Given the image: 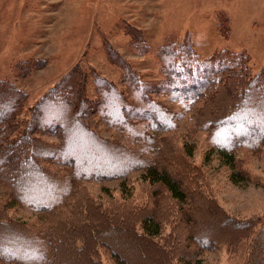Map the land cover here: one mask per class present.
Returning <instances> with one entry per match:
<instances>
[{
  "label": "trees",
  "instance_id": "obj_1",
  "mask_svg": "<svg viewBox=\"0 0 264 264\" xmlns=\"http://www.w3.org/2000/svg\"><path fill=\"white\" fill-rule=\"evenodd\" d=\"M228 24L224 15L221 28ZM123 25L131 48L154 53L158 78H146L106 37L102 48L119 70L120 85L80 61L30 106V95L17 80L46 60L19 61L12 78L0 77V187L5 191L0 264H103L101 251H110L116 264H172L157 244L160 258L155 260L152 245L161 225L154 215L142 220L139 234H131L128 217L92 209L87 183L124 182L130 172L144 170V180L162 183L179 201L191 200L193 193L169 163L156 157L147 163L143 153L152 148L159 153L167 132L189 112L200 127L216 130L215 145L233 167V178L255 181L256 174L236 155L264 148V65L254 73L245 49L203 56L189 31L168 35L154 48L142 29ZM104 130L110 135H102ZM143 143L146 148L138 152ZM200 201L205 221L213 208ZM17 207L37 212L35 223L16 217ZM93 214L98 218H89ZM223 215L220 208L217 220L223 222ZM238 219L226 231V247L236 253L247 241L244 264H264V217ZM189 242L190 258L215 249L203 229L192 231ZM131 247L151 252L139 258Z\"/></svg>",
  "mask_w": 264,
  "mask_h": 264
},
{
  "label": "rangeland",
  "instance_id": "obj_2",
  "mask_svg": "<svg viewBox=\"0 0 264 264\" xmlns=\"http://www.w3.org/2000/svg\"><path fill=\"white\" fill-rule=\"evenodd\" d=\"M224 15L229 24L223 30L220 24ZM124 23L142 29L154 48L168 35L183 36L189 31L203 56L223 48L245 49L254 73L264 65V0H0V77L12 78L13 66L19 61L46 60L30 75L17 80L29 93L30 106L80 61L120 85L119 70L108 61L102 48L106 37L146 78H158L154 53L131 48ZM191 115L189 112L179 119L178 127L167 132L159 144L160 154L153 148L143 152L145 157L148 155L147 163L155 159L169 163L171 173L186 183L189 194L193 193L191 200L179 201L165 185L144 180V170H137L130 172L124 182H88L92 209H108L111 216L128 217L134 228L131 234H139L142 220L154 215L161 225V233L152 245L155 260L161 253L172 264H186V260L187 264H195L194 259L201 264H244L247 241L233 253L226 247L225 235L234 220L239 222L238 217H264V148L237 153L240 162L258 178L254 176L256 182L236 180L233 167L215 145L216 130L200 127ZM101 133L107 137L111 132ZM144 145H139L138 152L146 148ZM4 195L0 187V199ZM204 199L212 206L213 214L202 221L200 200ZM220 208L224 209L223 222L217 220ZM15 215L33 223L38 217L37 212L21 207H17ZM198 229L211 238L215 249L205 248L208 251L190 258L187 247L192 231ZM130 249L139 258L151 252ZM100 257L103 264H116L110 251H101Z\"/></svg>",
  "mask_w": 264,
  "mask_h": 264
}]
</instances>
